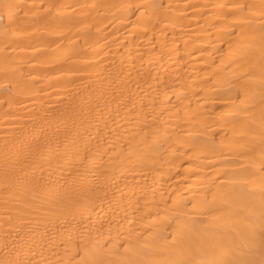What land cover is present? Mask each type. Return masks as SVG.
Returning <instances> with one entry per match:
<instances>
[{
	"label": "bare ground",
	"instance_id": "bare-ground-1",
	"mask_svg": "<svg viewBox=\"0 0 264 264\" xmlns=\"http://www.w3.org/2000/svg\"><path fill=\"white\" fill-rule=\"evenodd\" d=\"M0 264H264V0H0Z\"/></svg>",
	"mask_w": 264,
	"mask_h": 264
}]
</instances>
